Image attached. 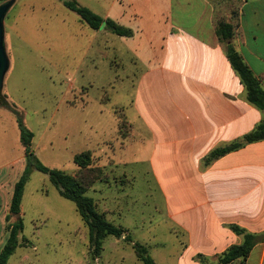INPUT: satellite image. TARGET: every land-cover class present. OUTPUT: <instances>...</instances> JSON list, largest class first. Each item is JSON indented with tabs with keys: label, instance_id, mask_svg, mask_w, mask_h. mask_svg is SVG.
Segmentation results:
<instances>
[{
	"label": "rangeland",
	"instance_id": "1",
	"mask_svg": "<svg viewBox=\"0 0 264 264\" xmlns=\"http://www.w3.org/2000/svg\"><path fill=\"white\" fill-rule=\"evenodd\" d=\"M76 1L102 16L114 11L116 3L131 20L129 25L120 24L130 28L141 24L149 30V38L155 36L151 27L162 24L167 9L166 0ZM5 31L10 67L2 93L34 133L36 157L49 168L74 174L77 153L106 151L111 156L109 160L103 156V162L93 153L94 165L103 169L105 178L96 183L106 187V199L111 193L118 196L121 215L107 218L131 232L130 236L123 227L121 237L108 236L101 256L93 258L89 231L76 204L60 195L48 174L31 168L20 214L26 240L8 264H144L135 253L137 242L148 248L155 264H172L169 255L177 248L173 225L148 166L141 163V142L133 138L123 149L118 145L129 131L124 113L133 98L123 77L145 63L144 33L133 40L109 30L95 31L60 0H15L5 18ZM20 158L24 149L17 117L0 106V164ZM117 161L132 164L125 168L135 170V182L132 172L127 177L118 174L124 169ZM21 167L22 175L25 159ZM113 168L117 175L110 174ZM94 185L87 195L96 200ZM96 204L100 211H110L108 200L107 211ZM127 235L129 239L124 238Z\"/></svg>",
	"mask_w": 264,
	"mask_h": 264
},
{
	"label": "crops",
	"instance_id": "2",
	"mask_svg": "<svg viewBox=\"0 0 264 264\" xmlns=\"http://www.w3.org/2000/svg\"><path fill=\"white\" fill-rule=\"evenodd\" d=\"M166 5L164 21L150 29L155 36L149 38V30L141 24L131 28L133 40L144 33L147 58L142 67L135 66L136 71L123 77L133 98L123 112L129 131L118 140L119 148L133 138L141 142V163L148 166L173 225L177 248L169 255L172 264H203L200 256L219 264V255L243 241L231 225L262 239L246 260L230 264H264V140L205 162L215 148L241 138L264 118V111L246 100L245 88L216 33L220 19L236 25L233 44L264 89V0H166ZM114 7L104 17L129 25L130 17L116 3ZM93 153L99 159L111 156L106 151ZM24 159L25 155L0 164V251L7 225L16 219L8 221L7 216ZM117 162L124 169L118 174L127 177L132 172L135 182V170L126 171L132 164ZM94 187L95 201L105 211L108 200L107 215H121L118 196L111 193L106 199V187L97 183ZM125 228L130 235V228Z\"/></svg>",
	"mask_w": 264,
	"mask_h": 264
},
{
	"label": "trees",
	"instance_id": "3",
	"mask_svg": "<svg viewBox=\"0 0 264 264\" xmlns=\"http://www.w3.org/2000/svg\"><path fill=\"white\" fill-rule=\"evenodd\" d=\"M60 1H62L64 6L76 12L81 21L93 30H99L104 25L106 30L119 36L132 37L134 35L131 28L121 25L111 18H105L97 14L90 8L80 5L76 0ZM216 33L219 41L225 46L227 57L245 88L246 100L264 111V89L259 79L233 44V39L236 35V25L225 19H220L216 24ZM0 106L7 108L17 117L26 160V168L14 186L10 214L7 216V220L9 221L12 217H16V219L7 225L8 235L0 251V264H8L10 257L26 240L22 235L24 222L20 214L25 185L29 179L31 168L48 174L51 182L58 188L60 195L72 200L76 204V208L89 231V248L93 258H99L105 239L110 235L121 237L125 229L110 221L107 218L106 212L98 209L94 198L87 195L88 189L92 185L99 180H105L103 169L94 165L93 152L85 150L75 155L74 162L77 165V170L74 174H68L58 168H49L38 160L33 151L32 142L34 133L24 125L18 110L9 103L7 97L1 91ZM261 140H264V118L252 131L246 133L241 138L215 148L205 157V162L210 164L231 151ZM231 228L243 236V241L240 244L230 246L219 255V264H230L239 258L246 260L253 247L262 239V235L250 233L238 225H231ZM128 236L124 238L129 239ZM134 249L138 259L144 264H155L146 246L137 242L134 244ZM200 259L203 264H210L206 257L200 256Z\"/></svg>",
	"mask_w": 264,
	"mask_h": 264
},
{
	"label": "water",
	"instance_id": "4",
	"mask_svg": "<svg viewBox=\"0 0 264 264\" xmlns=\"http://www.w3.org/2000/svg\"><path fill=\"white\" fill-rule=\"evenodd\" d=\"M15 0H6L0 3V91L2 92L4 86V78L10 67V60L7 53L5 42V18L14 5ZM104 26V25H103Z\"/></svg>",
	"mask_w": 264,
	"mask_h": 264
}]
</instances>
